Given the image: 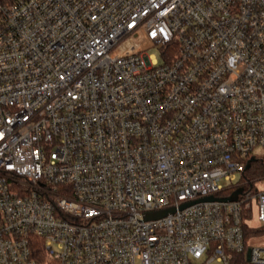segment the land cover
<instances>
[{
    "label": "built area",
    "instance_id": "1",
    "mask_svg": "<svg viewBox=\"0 0 264 264\" xmlns=\"http://www.w3.org/2000/svg\"><path fill=\"white\" fill-rule=\"evenodd\" d=\"M257 148L264 0H0V264H264Z\"/></svg>",
    "mask_w": 264,
    "mask_h": 264
},
{
    "label": "trees",
    "instance_id": "2",
    "mask_svg": "<svg viewBox=\"0 0 264 264\" xmlns=\"http://www.w3.org/2000/svg\"><path fill=\"white\" fill-rule=\"evenodd\" d=\"M264 175V160L258 159L251 164V167L246 172V177L248 179L255 178ZM246 241L250 240L255 236L264 235V225L261 227H244ZM246 251L241 253H235L231 264H246Z\"/></svg>",
    "mask_w": 264,
    "mask_h": 264
},
{
    "label": "water",
    "instance_id": "3",
    "mask_svg": "<svg viewBox=\"0 0 264 264\" xmlns=\"http://www.w3.org/2000/svg\"><path fill=\"white\" fill-rule=\"evenodd\" d=\"M253 161H255V159H251V160L249 161V163H248V167L250 166V164H251ZM238 194H239V192H235V193L233 194V197L236 198V197L238 196ZM203 200H205V201H213V200H218V201H230V200H232V197H230V198H226V199H217V198H214V197H208V198L203 199ZM188 205H189V204H185V205L183 206V208L186 207V206H188ZM173 212H174L173 209H168V210H165V211H161V212H157V213L149 214V215H147V218H148V219H159V218H163V217L167 216V214H169V213H173ZM246 258H247V260L250 259V251H248Z\"/></svg>",
    "mask_w": 264,
    "mask_h": 264
},
{
    "label": "rangeland",
    "instance_id": "4",
    "mask_svg": "<svg viewBox=\"0 0 264 264\" xmlns=\"http://www.w3.org/2000/svg\"><path fill=\"white\" fill-rule=\"evenodd\" d=\"M152 54H156L157 56H159V54L156 51H152ZM260 154H264V150L261 148H257L253 154L254 155H260ZM252 224L254 225L253 227L258 228L261 227L259 226V222L257 221V219H253L252 220ZM251 243H254L255 245L264 247V235L263 236H255L252 237L250 240ZM212 264H217V263H212Z\"/></svg>",
    "mask_w": 264,
    "mask_h": 264
}]
</instances>
